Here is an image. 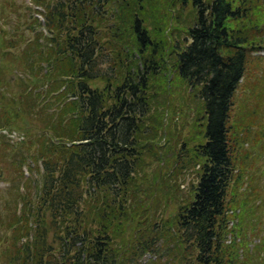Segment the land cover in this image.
I'll use <instances>...</instances> for the list:
<instances>
[{"label":"trees","instance_id":"trees-1","mask_svg":"<svg viewBox=\"0 0 264 264\" xmlns=\"http://www.w3.org/2000/svg\"><path fill=\"white\" fill-rule=\"evenodd\" d=\"M33 1L46 13L43 22L32 16L36 36L22 35L21 51L18 35L9 39L0 25V128L28 134L11 144L0 176L16 182L18 170L27 179L26 167L40 178L16 195L7 220L11 247L25 256L14 264H119L131 249L140 258L167 245L174 264H240V253L226 244L239 170L233 114L249 56L263 47L264 16L247 9V0H166L168 10L190 8L194 15L184 40L163 46L145 11L155 0ZM248 17L257 34L244 27ZM9 67L25 89L22 102L1 76ZM174 79L190 91L192 108L201 104L202 115L199 140L188 141L196 181L166 216L165 239L154 211L160 171L143 190L135 177L144 140L155 136L147 120L160 107L166 115L192 109L172 104ZM154 80L162 88L166 80V106L154 105L165 96L153 91ZM175 202L168 191L166 207Z\"/></svg>","mask_w":264,"mask_h":264},{"label":"rangeland","instance_id":"rangeland-1","mask_svg":"<svg viewBox=\"0 0 264 264\" xmlns=\"http://www.w3.org/2000/svg\"><path fill=\"white\" fill-rule=\"evenodd\" d=\"M171 2L173 4V0ZM246 8L257 9L258 12L255 15L264 16L263 0H247ZM31 9L34 10L33 13L30 12ZM177 9L175 11L168 10L166 0H155L152 6L145 10L149 17V26L153 29L154 39L157 38L156 33L161 32L156 40L162 41L163 46L168 42L171 44L172 41H183L184 30L192 23L193 9ZM44 13H46L45 8L37 6L33 0H0V17L4 18L1 19L0 25L7 30L9 39H15L13 36L18 35L19 41L15 43L17 51H21L26 42L23 41L22 35H26L25 39L36 36L35 31L33 32L28 26L34 21L32 16L43 22ZM254 24V20L250 17L243 22L244 27H247L252 34H257V29L251 28ZM240 26L239 23L237 28L239 29ZM40 29L39 26L35 28L38 33L41 31ZM45 34H47L46 31ZM262 46L249 56L248 70L237 91L233 114V127L239 136L237 141L239 170L235 175L236 181L229 196V205L235 209L229 210V215L233 217L230 218L226 244L233 247V251L240 253V264H262L263 258L260 245L264 242V43ZM9 68L10 70L3 72L1 76L9 78L10 91L13 92L16 99L22 102L21 94L25 95V89H21L22 83L17 71L12 67ZM171 78L173 79V76ZM178 80L174 79V88L171 91L172 100H174L172 104L179 111L183 106L192 108L194 106L192 95L189 94L190 91H185L186 86H181ZM154 82L156 84H153V91L165 95L159 97L154 105L166 106V100L161 99L166 98V80L161 81L165 83L164 88L158 84L159 81L154 80ZM26 95L28 97L30 93L28 92ZM33 95L32 97H34ZM1 96L2 92H0V99ZM201 110L202 106L198 104L194 108L188 109L186 115L182 112L166 115V111L163 112L160 107V111L153 114L146 122L147 127L154 130L155 136L151 137V140H144L145 156H143L135 180L143 190L148 184H153L155 175L160 171L156 178L158 179L159 193L156 196L157 205L154 211L156 212L155 219L161 222L159 231L161 228L163 229V238L165 239L166 229L170 226V224H166V216L171 214L177 205L189 198L190 187L196 181V169L191 162L192 154L188 141L197 136L199 140L201 129L198 122L201 119ZM0 132V166L5 168L9 166L5 162L11 144L17 143L23 138L28 139V134L24 131L4 128H0ZM3 141H5V148H1ZM153 147L156 148L155 152H149ZM184 147L185 150H183ZM23 170L27 171L26 168ZM19 173L17 170L14 175L16 182L10 181V175L7 173L0 176V264H14L16 261H22V258L25 257L18 253L19 248L11 247V239L14 235L12 231L8 230L7 220L19 204L16 195L27 193L26 184L30 182V189L34 184H38L37 180L40 178L36 171L30 173L29 176H27L29 173L27 171L25 174L27 179L17 177L20 176ZM143 175H145L144 178L140 180ZM24 191L25 193H21ZM168 191H172L176 195V202L171 203L169 208L166 207ZM247 203L257 209H249L245 205ZM242 205H245L247 212ZM252 214H254L253 220H251ZM243 216L246 218L243 219ZM130 234H127V238ZM168 235L171 236V234ZM16 239L20 240L21 238L17 236ZM25 242L26 239H22L18 245ZM166 247L169 246L161 248L157 255L147 254L140 258L136 255L133 256L134 251L131 249V254L128 252L119 264H131L134 258H137V264H174L171 261L173 255L166 257ZM18 254L22 255V258H19Z\"/></svg>","mask_w":264,"mask_h":264}]
</instances>
